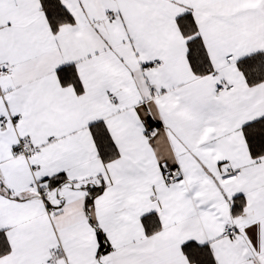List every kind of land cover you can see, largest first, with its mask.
<instances>
[{"label":"snow or ice","instance_id":"obj_1","mask_svg":"<svg viewBox=\"0 0 264 264\" xmlns=\"http://www.w3.org/2000/svg\"><path fill=\"white\" fill-rule=\"evenodd\" d=\"M0 264H264V0H0Z\"/></svg>","mask_w":264,"mask_h":264}]
</instances>
